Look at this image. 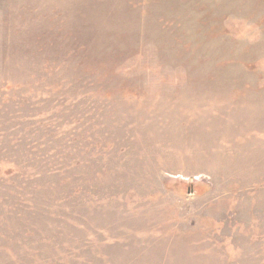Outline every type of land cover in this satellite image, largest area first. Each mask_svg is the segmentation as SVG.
I'll return each mask as SVG.
<instances>
[{
  "label": "rangeland",
  "instance_id": "374dc122",
  "mask_svg": "<svg viewBox=\"0 0 264 264\" xmlns=\"http://www.w3.org/2000/svg\"><path fill=\"white\" fill-rule=\"evenodd\" d=\"M0 264H264V0H0Z\"/></svg>",
  "mask_w": 264,
  "mask_h": 264
}]
</instances>
